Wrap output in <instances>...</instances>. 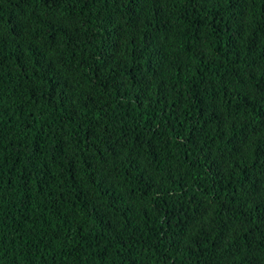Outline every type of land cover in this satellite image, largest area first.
<instances>
[{
	"label": "trees",
	"instance_id": "trees-1",
	"mask_svg": "<svg viewBox=\"0 0 264 264\" xmlns=\"http://www.w3.org/2000/svg\"><path fill=\"white\" fill-rule=\"evenodd\" d=\"M0 264H264V0H0Z\"/></svg>",
	"mask_w": 264,
	"mask_h": 264
}]
</instances>
